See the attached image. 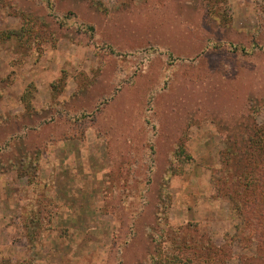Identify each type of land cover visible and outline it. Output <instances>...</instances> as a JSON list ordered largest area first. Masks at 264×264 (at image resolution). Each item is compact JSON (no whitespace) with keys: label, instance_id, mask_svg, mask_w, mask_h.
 <instances>
[{"label":"rangeland","instance_id":"obj_1","mask_svg":"<svg viewBox=\"0 0 264 264\" xmlns=\"http://www.w3.org/2000/svg\"><path fill=\"white\" fill-rule=\"evenodd\" d=\"M257 135L264 3L0 0V264H264Z\"/></svg>","mask_w":264,"mask_h":264},{"label":"trees","instance_id":"obj_2","mask_svg":"<svg viewBox=\"0 0 264 264\" xmlns=\"http://www.w3.org/2000/svg\"><path fill=\"white\" fill-rule=\"evenodd\" d=\"M255 3L261 4L264 3V0H254ZM259 135V134H258ZM257 135V139H250L249 143L251 145H255L259 148H263L264 147V136L260 135V137H258ZM235 146V145H233ZM232 144H230L227 147V151H228V155H227V159L230 158V156L235 155V152L233 151V147ZM226 159H223V162H225ZM260 164L264 167V161L263 159L258 160V170L253 171V176H251V178L249 179L248 176H246L244 179H233V184H235V190L232 191L230 193V191H228L229 189V185H227L228 183V179H222L225 178L226 175V170H224V172L219 171L218 176H216V178H220V179H213L212 182L216 188V191L218 192H225L228 195V199L230 201V203L232 204V207L234 208L235 212L237 213V215L241 218V220L245 221V224H249V220H247L246 215L247 213H251V211H257L258 212V218H255L254 216H252V224L255 226L254 229V234L256 233V237L259 238L260 234L259 232H257L258 230V225H264V196L261 197L260 193H262V190L264 188V170H262L263 168L260 167ZM247 168V166H246ZM264 192V190H263ZM245 196H248V198H246ZM245 197L246 199L244 200ZM244 200V202H241L240 200ZM248 200L250 201L249 207H247V202ZM166 218V216L164 217ZM258 221L260 223H258ZM187 228H178L176 232L177 235V241L183 239L185 241V243H187L188 241V237L183 238L185 233H187L188 231H186ZM171 232V231H170ZM189 233V232H188ZM249 233V232H248ZM250 234V233H249ZM236 235L237 236H243L246 235V233L244 231H242L240 225L236 226ZM192 240V239H191ZM227 240V239H226ZM191 244V243H190ZM191 247V245H190ZM185 254V258L187 259L186 262H188V264H192L190 262V259H192L191 254L194 255L193 253H191V251H187L184 253ZM159 264H179L176 262H164L161 263L159 262Z\"/></svg>","mask_w":264,"mask_h":264}]
</instances>
